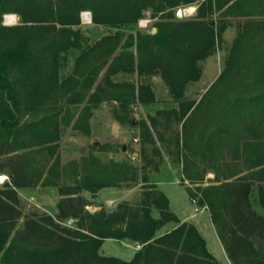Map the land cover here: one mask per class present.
Instances as JSON below:
<instances>
[{
	"label": "trees",
	"instance_id": "1",
	"mask_svg": "<svg viewBox=\"0 0 264 264\" xmlns=\"http://www.w3.org/2000/svg\"><path fill=\"white\" fill-rule=\"evenodd\" d=\"M196 1L0 0V172L11 177L0 184V264H221L198 226L181 220L166 192L149 184L146 174L135 200H123L112 210L102 205L94 212L86 208L85 190L96 194L136 178L133 166L120 163L111 170L96 166L93 171L82 166L72 182L63 180L60 166V140L63 125L71 121V107L82 104L74 122L77 127L102 102L116 100L127 108L131 100L155 101L149 82L135 86L115 80L120 73H137L141 78L161 74L180 103L173 109L175 117L185 126L196 104L184 98L185 87L201 78L200 63L215 51L222 32L212 22L177 16V6ZM205 2L213 14V0ZM205 2L198 9L199 18L205 15ZM149 9L153 17L159 16L154 33L135 29ZM84 11L92 13L94 24L113 31L90 41L81 24ZM8 13H16L19 21L6 25ZM261 98L243 102L264 103ZM239 102L232 101L223 113L225 119ZM221 126L207 133L200 146L188 145L190 154L182 153L185 141L176 137L184 179L196 187H189L193 200L208 208L231 264H264V130H244L241 136L230 129L231 124L223 130ZM145 134L155 142L149 130ZM216 137L235 145L236 156L252 174L218 168L225 175L217 182L194 183L195 178L204 179L205 170L190 171L196 161L192 153L201 151L209 165L218 167L213 153ZM153 152L160 150L153 147ZM145 166L157 168L155 156L142 169ZM37 185L57 189L56 214L22 210L19 188ZM70 218L77 221L68 223ZM170 222L175 226L159 234ZM108 238L141 247L129 260L106 255L100 249Z\"/></svg>",
	"mask_w": 264,
	"mask_h": 264
},
{
	"label": "rangeland",
	"instance_id": "2",
	"mask_svg": "<svg viewBox=\"0 0 264 264\" xmlns=\"http://www.w3.org/2000/svg\"><path fill=\"white\" fill-rule=\"evenodd\" d=\"M205 1L207 0H198L191 5L181 4L176 8L183 9V16L180 19L212 22L215 29L222 28L215 51L200 63L201 78L185 87L184 98L196 103L185 119V126L183 127V123L175 117L173 109H177L180 103L171 94L161 74L141 78L137 73H120L114 77L115 80L129 81L135 86L145 80L149 82L155 91V101L141 103L135 99L129 102L127 108L119 107L116 100L110 103L102 102L94 107L90 115L83 116L77 127L74 126V122L83 110L82 104L71 107L70 111H76V115L69 112L71 121L68 125H63L59 149L60 166L63 180L67 182L73 181V174L79 172L82 166H87L90 169L88 171H93L96 166L106 170L119 167L118 165L121 164L128 168L133 166L136 178L130 177L112 187L102 188L96 194L85 190L84 194L89 200L86 208L94 212L102 205L112 210L123 200H135L142 192V176L146 174L149 184H155L166 192L170 206L179 218L198 226L207 240L208 249L221 264H230L222 239L211 221L208 208L193 200L191 196L190 188L196 187L188 185L189 181L184 179L183 155H178L180 146L179 148L176 146V137L180 135V139L185 141L182 153L190 154L192 149L188 145L200 146L205 139L204 136L215 132L219 125H222L220 130H223L231 124L230 129L236 134L240 133L241 136L244 130L245 132L254 128L264 130V103L249 105L243 102V100H260L261 97L258 98L260 95H263L261 99H264V0H213V14H209L210 8ZM203 2L206 5L204 9L206 12L199 18L198 9ZM9 14L12 13L4 17L6 25L19 21V16L14 13L15 19L8 22L6 17ZM158 19L159 16H152L151 9L146 10L135 29L153 32V29L157 30ZM81 24L90 41L113 31L109 26L94 24L90 11L82 12ZM125 32L128 33L129 30ZM72 65L73 60L70 67ZM232 101L240 102L235 106L232 105L234 107L230 111V117L227 116L229 118L225 119L223 113L231 107ZM147 130L150 131L155 142L145 138ZM249 138L255 140L253 137L249 136ZM241 139L240 141L246 140ZM228 141L216 137L213 142V153L218 167L213 163L209 165L201 151L192 153L196 161L191 162L190 171L196 174L197 170H205L203 182L195 178V184L208 185L217 182L216 179H221L225 175L219 172L218 168L225 173L233 167L231 169L238 175L252 174L251 167H248L247 163L244 164L240 156H236L235 145L227 144ZM153 147H157L160 153L154 155ZM223 155H226L223 157L225 160L220 157ZM152 156H155L158 167L152 169L145 166L142 169ZM0 176L4 179L0 180V184L11 180L6 173L2 172ZM233 178L234 176L229 179ZM256 183L257 180H254L255 185ZM18 191L22 197V210L25 214L33 209L57 213L56 204L60 197L54 186H29V188H19ZM22 223L23 218L18 225ZM173 226H175L173 222L168 223L159 234ZM104 241L100 249L103 254L116 255L127 260L140 249L137 247L138 244L133 242L124 244L120 240L110 238Z\"/></svg>",
	"mask_w": 264,
	"mask_h": 264
},
{
	"label": "water",
	"instance_id": "3",
	"mask_svg": "<svg viewBox=\"0 0 264 264\" xmlns=\"http://www.w3.org/2000/svg\"><path fill=\"white\" fill-rule=\"evenodd\" d=\"M177 16L179 17V18H181L182 16H183V9L182 8H179L178 10H177ZM154 32H156V29H153V33ZM97 143H99V142H97ZM77 221V219L76 218H70L69 219V222L70 223H75Z\"/></svg>",
	"mask_w": 264,
	"mask_h": 264
},
{
	"label": "bare ground",
	"instance_id": "4",
	"mask_svg": "<svg viewBox=\"0 0 264 264\" xmlns=\"http://www.w3.org/2000/svg\"><path fill=\"white\" fill-rule=\"evenodd\" d=\"M192 10V9H191ZM16 15L15 14H9L7 16V21L10 22L11 20L15 19Z\"/></svg>",
	"mask_w": 264,
	"mask_h": 264
},
{
	"label": "crops",
	"instance_id": "5",
	"mask_svg": "<svg viewBox=\"0 0 264 264\" xmlns=\"http://www.w3.org/2000/svg\"><path fill=\"white\" fill-rule=\"evenodd\" d=\"M12 14H14V13H12ZM0 173H2V172H0ZM181 220H184L183 218L181 219ZM195 224V223H194ZM196 225V224H195ZM124 244H129V242L128 241H122ZM230 261V260H229ZM230 264H231V262H230Z\"/></svg>",
	"mask_w": 264,
	"mask_h": 264
},
{
	"label": "built area",
	"instance_id": "6",
	"mask_svg": "<svg viewBox=\"0 0 264 264\" xmlns=\"http://www.w3.org/2000/svg\"><path fill=\"white\" fill-rule=\"evenodd\" d=\"M6 18H7V17H6ZM0 180H4V179H2V177L0 176ZM137 247L140 248L141 245L138 244Z\"/></svg>",
	"mask_w": 264,
	"mask_h": 264
}]
</instances>
